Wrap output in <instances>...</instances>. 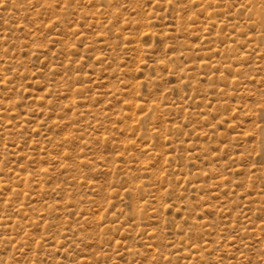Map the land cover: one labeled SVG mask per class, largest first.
<instances>
[{"label": "rangeland", "instance_id": "rangeland-1", "mask_svg": "<svg viewBox=\"0 0 264 264\" xmlns=\"http://www.w3.org/2000/svg\"><path fill=\"white\" fill-rule=\"evenodd\" d=\"M0 264H264V0H0Z\"/></svg>", "mask_w": 264, "mask_h": 264}]
</instances>
